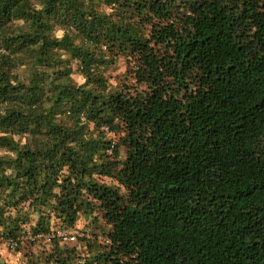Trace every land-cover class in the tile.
<instances>
[{"label": "trees", "instance_id": "16d2710c", "mask_svg": "<svg viewBox=\"0 0 264 264\" xmlns=\"http://www.w3.org/2000/svg\"><path fill=\"white\" fill-rule=\"evenodd\" d=\"M29 234L28 264H264V0H0V236Z\"/></svg>", "mask_w": 264, "mask_h": 264}, {"label": "rangeland", "instance_id": "374dc122", "mask_svg": "<svg viewBox=\"0 0 264 264\" xmlns=\"http://www.w3.org/2000/svg\"><path fill=\"white\" fill-rule=\"evenodd\" d=\"M126 59H120L116 65L112 66L109 69V75L111 76V82L114 85H117L123 82L127 76L128 65ZM75 79L78 82H83L82 76L75 73ZM133 81L132 79H130ZM110 137L114 139V143L117 141L119 135L115 133H110ZM125 158V149L124 146H120L119 148V157L118 160H123ZM101 182H104L108 185H118V182L115 181L111 177L96 176ZM107 228L105 221L101 218L96 222H93L91 218H87L85 216H81L77 222V226L75 229H72L69 232L79 231V234L73 242H67L69 245H78L81 246V250L84 249V242L81 241V238L86 237L87 235H91L93 233L102 234V230ZM27 231H30V226L26 227ZM64 233H68L65 231ZM87 234V235H86ZM86 235V236H85ZM23 242L21 243L19 248H13V246L7 241V239L0 236V259L9 264H28V260L30 257L36 258L38 254L43 252L45 249L50 248V241L46 238H42L40 240H36L32 235H27L22 237ZM39 264H43L42 261H39Z\"/></svg>", "mask_w": 264, "mask_h": 264}, {"label": "built area", "instance_id": "2783aa9c", "mask_svg": "<svg viewBox=\"0 0 264 264\" xmlns=\"http://www.w3.org/2000/svg\"><path fill=\"white\" fill-rule=\"evenodd\" d=\"M78 234H79V231H74V232L68 231V233H61V236L63 238V242H73L74 240H76ZM10 243H12L11 245H16V244H13V242H10Z\"/></svg>", "mask_w": 264, "mask_h": 264}, {"label": "clouds", "instance_id": "9594fccd", "mask_svg": "<svg viewBox=\"0 0 264 264\" xmlns=\"http://www.w3.org/2000/svg\"><path fill=\"white\" fill-rule=\"evenodd\" d=\"M13 264H14V262H13Z\"/></svg>", "mask_w": 264, "mask_h": 264}]
</instances>
